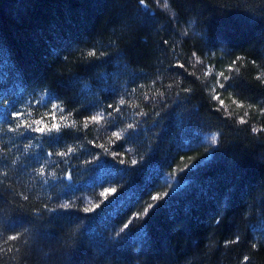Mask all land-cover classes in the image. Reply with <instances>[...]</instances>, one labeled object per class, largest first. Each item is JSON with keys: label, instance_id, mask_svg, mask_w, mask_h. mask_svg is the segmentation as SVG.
Masks as SVG:
<instances>
[{"label": "trees", "instance_id": "trees-1", "mask_svg": "<svg viewBox=\"0 0 264 264\" xmlns=\"http://www.w3.org/2000/svg\"><path fill=\"white\" fill-rule=\"evenodd\" d=\"M164 2L0 0V264H264V0Z\"/></svg>", "mask_w": 264, "mask_h": 264}, {"label": "snow or ice", "instance_id": "snow-or-ice-1", "mask_svg": "<svg viewBox=\"0 0 264 264\" xmlns=\"http://www.w3.org/2000/svg\"><path fill=\"white\" fill-rule=\"evenodd\" d=\"M165 2H166V0H165ZM165 2H164V4H165ZM138 3H139V5L141 7L147 8V0H138ZM165 43H166V41H165ZM88 55L89 56H95L96 53L95 52H89ZM253 63H255V61H253ZM179 67H184V65L181 64V65H179ZM220 75L223 76L225 80L228 79L227 76H224V73H220ZM219 87L221 89H223L225 87V84L224 83H220L219 84ZM214 99H216L217 101H219V103H220L221 106L224 105V101L220 98L219 95H216L214 97ZM124 103H125L124 100L121 99L120 100V104H124ZM54 107H57L58 108L59 105H56ZM61 111H63V110L61 109ZM15 115H16L17 118H19L22 115V113L20 111H17ZM141 115H143V113H141ZM155 115L159 116L160 114L157 112ZM53 119H55V116H53ZM61 119L63 120L64 125L66 127H75L76 126V122L75 121H72L70 124L68 123V116H66V115L65 116H62ZM102 119H104V116H103L102 113L101 114H97V115H93V116L90 117V120L89 121H85L84 122V126L88 125V123H90V122L99 123ZM35 123L37 125H42V126H38V127H35V128H33L31 124H26L25 126L27 128H29L30 130L35 131L36 133H45L46 131L47 132H52L53 130H56L57 132H59V130L61 128V124L60 123H52L51 127H49V125L46 124V123H44L43 121H35ZM240 123L243 124V123H246V121L243 120V119H241ZM127 127H128V129H133L135 126H134V124L129 123ZM122 131H126V130H122ZM252 131L253 132H256V131H264V129H252ZM121 134H122L121 131H114L112 133V135L117 140L121 139ZM210 143L212 145H217V143H218V134L212 135L210 137ZM99 147L104 148V145H99ZM74 151H75V149H73V148H68L67 149V153H72ZM67 153L60 152V153H58V155L63 157ZM47 155L48 156H51V153H47ZM113 155H115V153H113ZM137 162L138 161L136 159H132L131 160V164H133V165L137 164ZM120 163H124V161L121 160ZM39 171H40V173H44L45 170H44V168H40ZM52 175H53V177H55V173H52ZM70 178L71 177L69 176V179ZM116 192H117V189L115 187H107V188H105L102 192H100V196L103 197L104 199L101 200L100 203H95V204H93L90 207H85L83 209V211L84 212H93V211H95V209L100 208V204L103 203L104 200H107V198L109 197V195H115ZM167 196H168V193L167 192L162 193V194H159L158 193V194L152 196V200L153 201H159V200L165 199ZM23 198H24V200H28V196L27 195H25ZM59 207L60 208H63V209H69L70 207H72V205L70 203H68V202H65V203L60 204ZM156 207H157V205H154L152 203H149L147 205V207L143 210L142 213H139V212L138 213H135L134 218H136V219H142L144 217H147L149 215V210L154 209ZM131 224H132V219H129L126 223L123 224V226L120 228L119 232L116 233V235L117 236H120L121 233H125V230L128 229ZM17 238L18 237L16 235H13V236L10 237L11 240H17ZM239 239L240 238L237 236L234 240L229 241L228 243H232V244L239 243ZM252 246H253V248L256 247L255 244H253ZM248 261H249V257L248 256H244L243 257L242 264H245V262H248Z\"/></svg>", "mask_w": 264, "mask_h": 264}, {"label": "clouds", "instance_id": "clouds-1", "mask_svg": "<svg viewBox=\"0 0 264 264\" xmlns=\"http://www.w3.org/2000/svg\"><path fill=\"white\" fill-rule=\"evenodd\" d=\"M157 3H159V0H157ZM169 7L170 5L168 3V0H166L165 4L163 5V8L168 9ZM187 34H188L187 30H185L184 35H187ZM85 127H87V125Z\"/></svg>", "mask_w": 264, "mask_h": 264}]
</instances>
